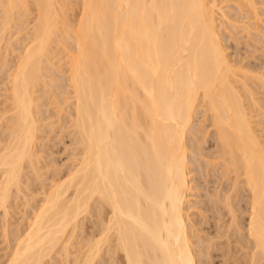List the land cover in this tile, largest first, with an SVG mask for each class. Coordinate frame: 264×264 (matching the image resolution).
<instances>
[{
  "label": "bare ground",
  "instance_id": "6f19581e",
  "mask_svg": "<svg viewBox=\"0 0 264 264\" xmlns=\"http://www.w3.org/2000/svg\"><path fill=\"white\" fill-rule=\"evenodd\" d=\"M216 1L0 0L3 221L27 196L13 237L4 221L2 264H215L225 241L239 264H264V139L250 109L264 74H238L221 34L233 22ZM65 7L80 10L74 23ZM17 18L32 27L9 63L16 49L9 38L1 59L2 42ZM57 128L73 135V163L50 185L58 142L46 131ZM193 206L225 241L195 240Z\"/></svg>",
  "mask_w": 264,
  "mask_h": 264
},
{
  "label": "rangeland",
  "instance_id": "374dc122",
  "mask_svg": "<svg viewBox=\"0 0 264 264\" xmlns=\"http://www.w3.org/2000/svg\"><path fill=\"white\" fill-rule=\"evenodd\" d=\"M218 1V2H217ZM216 1V3L218 4V6H220V7H223L222 8V10H227L228 11V13H227V15H229V16H231V18L228 20V22H233L234 23V21H231V19H234L235 21H237V23L235 22L234 24L232 23V26L230 25V26H226V28H225V26H221V28H222V30H221V34H222V36H223V43H224V46H225V48H226V52L228 53V57L232 60V62H233V64L235 63V65H237V67H239L240 68V70H238L237 72H238V74H243V75H246V78H248L249 79V77H247V74H244V73H246V72H244V71H246L247 69V71H249L248 73V75L250 76V78H252L253 79V77H251L252 75H253V73H258V75L259 74H262V72H263V74H264V38L262 37V39L263 40H261V38H259L258 39V35H257V33H256V29H255V27L256 26H260V28H261V30L262 29H264L263 27V25H264V0H256V2L258 3L257 4V10H256V12L254 13V10H252V9H250V7H249V5H247V4H243L242 3V1L241 0H223V1H221V0H217ZM240 1V2H239ZM243 1H247V0H243ZM239 4H238V3ZM240 6V5H242V6H240L241 8H242V11H241V8H239V6L237 5V4ZM224 4V5H223ZM217 6V7H218ZM67 7V9H70L71 7H70V5H69V7H68V5L66 6ZM66 7H65V10H67L66 9ZM1 8V7H0ZM238 8H239V10H238ZM1 10V9H0ZM71 10V9H70ZM69 10V11H70ZM68 11V10H67ZM69 11H68V14H69V18H70V22L71 23H74L75 22V18H78V14H79V12H80V10H78V8H76L75 10H72V11H70V13H69ZM73 11H76V12H74L73 13ZM79 11V12H78ZM72 12V13H71ZM78 12V13H77ZM68 14H66V16L68 15ZM75 14V15H74ZM249 14V15H248ZM65 16V17H66ZM18 19V18H17ZM25 20V19H24ZM24 20L22 21V20H20L19 21V19H18V22H17V20L15 21L16 23H14L13 22V25H12V28H10L8 31H7V33H6V38L3 40V51H2V54H7V51H6V47L8 46V39L10 38V39H12V42H13V45H14V47H11V49H13V48H15L16 50L15 51H13L12 53H9V55L7 56V58L10 60V62L9 63H11V62H13L11 59H14L15 58V56L19 53V51L21 50V48L23 47V45L24 44H26L27 42H28V40H25V36L27 35V31L26 30H28V28L29 27H32L31 25L32 24H30V23H28V22H25V23H23L24 22ZM26 20H27V18H26ZM68 21H69V19H68ZM21 22V23H20ZM23 23V24H22ZM28 23V24H27ZM15 24H16V27H15ZM236 24V25H235ZM247 24V25H246ZM18 25V26H17ZM21 25V26H20ZM25 25V26H24ZM26 25H28V26H26ZM1 26V25H0ZM22 26H24V28L26 27V29H24ZM246 26H248L249 28H247ZM19 27H21V28H19ZM224 27V28H223ZM257 28V27H256ZM259 28V27H258ZM259 28V29H260ZM19 30H20V32H19ZM21 31L23 32V33H21ZM25 37V38H24ZM62 52V54L61 53H59L56 57H55V61H56V63L59 65H61V67L63 66V67H65V64H66V61H67V57L66 56H64V53H65V55H67L66 54V51H61ZM4 54V55H5ZM61 54V55H60ZM66 57V58H65ZM2 58H6V55H5V57L4 56H2L1 57V59ZM7 58H6V60H7ZM3 60H5V59H3ZM3 60H2V62H3ZM238 64H237V63ZM238 65H240V66H238ZM0 66H1V71H0V114H1V112H2V109L4 108V104H7L6 102H5V99H6V89H5V84L3 83L4 82V80L3 79H5L4 77L6 76V75H4L6 72L3 70L4 68H2L3 67V65H2V63L0 64ZM66 68H67V64H66ZM241 68H243V69H241ZM247 68V69H246ZM249 68H250V70L252 69V71H250L249 70ZM2 71H4V72H2ZM241 72V73H240ZM243 72V73H242ZM251 72V73H250ZM261 72V73H260ZM250 74H252V75H250ZM4 75V76H3ZM240 75V76H241ZM255 75V74H254ZM256 76V75H255ZM252 79H250V82L252 83V81H254V79L252 80ZM2 80H3V82H2ZM7 80V79H6ZM247 80V79H246ZM249 81V80H248ZM260 81H257L256 80V84L254 85L253 83V91H254V94H253V96H255L254 97V99L255 100H252V102H253V104H252V106L250 107V109H252L253 108V110H252V113L253 114H255L254 115V120H255V118H256V122H254V124H255V126H256V128H257V131H259L260 132V134H262V139H264V85L262 84V83H259ZM262 82V81H261ZM261 84V85H260ZM40 94H42L41 93V91L39 92ZM251 102V103H252ZM250 103V104H251ZM200 110H202V108L201 107H199V110H198V112L200 111ZM51 112H54V110H52ZM202 113H203V111H202ZM202 113L200 114L199 113V115L196 117L197 118V120H196V118H195V120L198 122V120H200V118L202 117ZM198 114V113H197ZM201 116V117H200ZM58 116H53L51 119H49L50 121L52 120V121H54L53 123H51L50 125H49V127L48 128H53L54 126H59L60 124H61V122L62 121H57L58 120V118H57ZM199 117V118H198ZM57 119V120H56ZM65 119V118H64ZM64 119H63V121H64ZM69 119V118H68ZM56 120V121H55ZM65 121H66V119H65ZM195 121V122H196ZM196 122V123H197ZM55 124V125H54ZM205 124L207 125V122H205ZM257 124H259V125H257ZM53 125V126H52ZM206 125H205V127H204V129L206 128ZM62 126H63V124H62ZM258 126V127H257ZM198 127V126H197ZM60 128H62V127H60ZM60 128H57V130H54L53 131V129H51L52 131H50V129H48L47 131H46V133L49 135V136H52V139H54V140H56V143L58 142V144L55 146L54 145V143H55V141L53 140V144L52 145H54V147H56V150H55V148L53 149V150H55L56 152H55V154L53 155L54 157H56V160L54 161V162H57V165L56 164H54L53 162V164H54V166L53 167H51L50 169H51V172L49 171V176H50V178H48L47 179V182H48V184L50 183V181H51V179L52 178H54L55 176L53 175V173L54 172H56L55 170H57L56 168H58V170H64V171H62V173H60V171H58L57 170V173H54L55 175L56 174H63V173H65V171L67 170V169H69V168H71V162L73 163V160L70 158L71 157V152L69 151V150H71V148L73 147V142H72V139H73V135L72 134H70V130H68V129H66V130H64L65 128H63L62 130L60 129ZM209 129V132L211 131V134H213V128L212 127H210V128H208ZM68 130V131H67ZM203 131H206V129L205 130H203ZM213 131V132H212ZM208 135V134H207ZM47 139V138H46ZM55 143V144H56ZM69 155H70V157H69ZM55 159V158H54ZM59 168H62V169H59ZM55 169V170H54ZM45 170H47L46 168H45ZM47 172H48V170H47ZM29 174H31V172L29 173ZM48 174V173H47ZM47 174H45V175H47ZM59 174V175H60ZM53 175V176H52ZM58 175V176H59ZM57 176V177H58ZM47 177H48V175H47ZM52 184V182L50 183V185ZM202 189V188H201ZM25 190H27L26 188H25ZM29 192V193H28ZM26 193H27V195H29V197H30V199H31V202H34V204H36L37 203V200H33L32 199V195L33 194H36V191L33 193V194H31L32 193V191H30V190H27L26 191ZM21 195H22V197H21ZM20 195V197H21V199H19L20 197H18V198H16L15 200H13L11 203L12 204H14L13 206H12V204H11V207H13V208H11V214L8 216V220H7V218L4 220V221H6L7 220V222H6V226L8 227H6L7 228V230L9 229L10 230V234L8 233V235H11L12 237L14 236V233H12V230H13V232H14V228H17V227H19L18 226V224L20 225L21 224V226L20 227H22L23 226V224H25L26 222V219L25 218H22L24 215H25V208H26V206H24L26 203V201H24V200H26L25 198L27 197H25V198H23L24 196H23V194H21ZM39 196V195H38ZM28 197V198H29ZM191 199H192V201H195V200H198V199H201L200 197L201 196H196L195 194L194 195H191ZM18 199V200H17ZM33 200V201H32ZM15 202H17L16 204H15ZM24 203V204H23ZM200 203L201 202H199V203H197V205L196 206H200ZM199 204V205H198ZM203 205V202H202V204H201V206ZM194 207V208H193ZM192 208H191V210H190V213H191V215H192V219L194 220V221H192V226H191V231H193L192 233H194V235H197V238H196V236H195V240L196 241H198L200 238H202L201 236H203V237H209V235L210 234H212V235H214V237H215V240H217V239H219V240H221L222 242L223 241H225L226 240V238L224 237H222V238H216V231H217V229H216V227H217V225L215 224L216 223V221L215 220H212L211 221V223H210V225H206L204 222H202V221H204V219H203V216L202 215H200L199 214V212H198V210L196 211V207L195 206H193ZM12 209H14V211L12 210ZM28 210H30V208H27ZM24 210V211H23ZM18 211V212H17ZM22 212H24V213H22ZM241 212V211H240ZM239 212V213H240ZM211 212H209V213H206L205 212V214H210ZM244 214V211L243 212H241L240 214ZM245 214H246V212H245ZM244 214V215H245ZM23 215V216H22ZM201 216V217H200ZM4 218L3 217V215L0 213V264H2V261H4V259H6V257H7V255H6V253L10 250V248H9V244L8 245H6L7 243H9V239L11 238H5L6 237V231H5V227H3L4 226V221H3V219L2 218ZM24 217H26V216H24ZM197 218V219H196ZM199 218H200V220H199ZM202 218V219H201ZM23 219V220H22ZM196 219V220H195ZM23 221H24V223H23ZM201 221V222H200ZM3 222V223H2ZM9 222V223H8ZM15 222V223H14ZM198 222V223H197ZM12 223V224H11ZM197 223V224H196ZM196 225V226H195ZM211 225H212V227H211ZM213 225H215L214 227H213ZM12 226V227H11ZM14 226V227H13ZM17 226V227H16ZM196 229H195V228ZM209 227V228H208ZM211 227V228H210ZM4 228V232H5V234H3L4 232H3V229ZM203 228V229H202ZM206 228V229H205ZM207 228H208V230H207ZM215 228V229H214ZM210 229H212V230H210ZM210 230V233L208 232ZM16 231H18V229H16L15 230V232ZM195 231H197V232H195ZM215 234H214V233ZM17 233V232H16ZM198 233V234H197ZM200 233V234H199ZM209 234V235H208ZM83 236V234H81V237ZM80 237V238H81ZM213 237V236H212ZM80 238H79V240L78 241H80ZM211 238V237H210ZM6 239H7V241H6ZM11 240H12V238H11ZM217 241V242H220V241ZM77 243V242H76ZM76 243L74 244V246L72 247V248H75V246H76V248H77V246L78 247H80L81 245H83L82 244V242H78V244L76 245ZM221 245L222 246H220L219 244H218V246L217 247H213V249L212 248H210V249H212V250H210L211 252H214L213 253V256L214 255H218V254H220L219 253V251H220V248H224V250H222L221 251V254H220V256H218V258H217V256H215V258H214V260H215V264H221V262H222V264H224L225 262H226V264H239V262L240 261H242V260H240V259H243V254H242V252L240 251V250H238V247H237V245H236V248H234L235 246H233V249H234V251H230L229 252V244H227V242L225 241L224 243H221ZM8 246V247H7ZM225 246V247H224ZM217 248V249H216ZM225 249H226V251L228 252V255L226 256H223V258H222V254H223V251H224V253H226V251H225ZM228 249V250H227ZM6 251V252H5ZM237 251V252H236ZM236 254H235V253ZM4 253H5V255H6V257H5V255H4ZM217 253V254H216ZM232 255H231V254ZM241 253V254H240ZM230 254V255H229ZM236 255V256H235ZM243 255V256H242ZM3 256V257H2ZM233 256V257H232ZM228 257V258H227ZM241 257V258H240ZM1 258H3V259H1ZM60 258H62L63 259V256L62 257H60ZM62 259H60V260H58V261H60L61 263H63L64 261V259L62 260ZM225 260V261H224ZM236 260V261H235ZM240 260V261H239ZM58 261L56 260L55 262H56V264H58ZM60 262H59V264H60Z\"/></svg>",
  "mask_w": 264,
  "mask_h": 264
}]
</instances>
